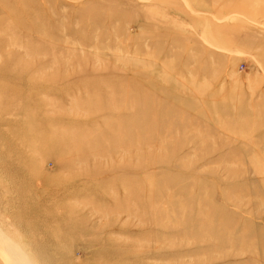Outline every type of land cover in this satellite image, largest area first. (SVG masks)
Here are the masks:
<instances>
[{"label": "rangeland", "instance_id": "1", "mask_svg": "<svg viewBox=\"0 0 264 264\" xmlns=\"http://www.w3.org/2000/svg\"><path fill=\"white\" fill-rule=\"evenodd\" d=\"M0 227L35 264H264V0H0Z\"/></svg>", "mask_w": 264, "mask_h": 264}, {"label": "clouds", "instance_id": "2", "mask_svg": "<svg viewBox=\"0 0 264 264\" xmlns=\"http://www.w3.org/2000/svg\"><path fill=\"white\" fill-rule=\"evenodd\" d=\"M0 264H35V259L22 239L0 227Z\"/></svg>", "mask_w": 264, "mask_h": 264}]
</instances>
